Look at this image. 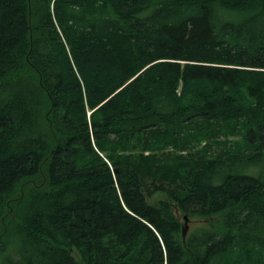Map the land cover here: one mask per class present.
<instances>
[{"label": "trees", "instance_id": "16d2710c", "mask_svg": "<svg viewBox=\"0 0 264 264\" xmlns=\"http://www.w3.org/2000/svg\"><path fill=\"white\" fill-rule=\"evenodd\" d=\"M0 264H264V0H0Z\"/></svg>", "mask_w": 264, "mask_h": 264}, {"label": "rangeland", "instance_id": "374dc122", "mask_svg": "<svg viewBox=\"0 0 264 264\" xmlns=\"http://www.w3.org/2000/svg\"><path fill=\"white\" fill-rule=\"evenodd\" d=\"M40 180L41 179H39V181ZM155 197H156V200H159V199L163 198L164 195L163 194H157ZM197 222H198V219H191V220L189 219L187 223H188V226L190 228L192 225L196 224ZM185 224H186V221H185Z\"/></svg>", "mask_w": 264, "mask_h": 264}, {"label": "water", "instance_id": "95a60500", "mask_svg": "<svg viewBox=\"0 0 264 264\" xmlns=\"http://www.w3.org/2000/svg\"><path fill=\"white\" fill-rule=\"evenodd\" d=\"M188 217L186 216V224L183 227V236L186 237L188 231H189V226H188Z\"/></svg>", "mask_w": 264, "mask_h": 264}]
</instances>
